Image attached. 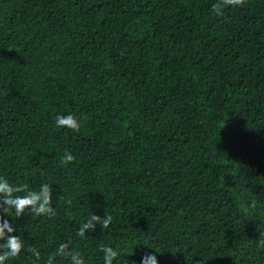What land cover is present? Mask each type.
Returning <instances> with one entry per match:
<instances>
[{
	"label": "trees",
	"instance_id": "1",
	"mask_svg": "<svg viewBox=\"0 0 264 264\" xmlns=\"http://www.w3.org/2000/svg\"><path fill=\"white\" fill-rule=\"evenodd\" d=\"M219 2L0 0V176L49 183L56 213L5 214L6 264L68 241L86 264H264V0ZM93 213L113 223L77 236Z\"/></svg>",
	"mask_w": 264,
	"mask_h": 264
},
{
	"label": "clouds",
	"instance_id": "2",
	"mask_svg": "<svg viewBox=\"0 0 264 264\" xmlns=\"http://www.w3.org/2000/svg\"><path fill=\"white\" fill-rule=\"evenodd\" d=\"M245 3L246 0H220L218 4L212 6V10L217 16H222L225 7H241ZM55 124L57 128H67L77 133L82 126L81 122L72 114H58L55 118ZM74 160L75 156L66 149L60 159V163L67 166ZM52 196L53 190L49 183L41 184L39 190H32L26 183L14 185L5 176H0V210H2V213H0V264H6L7 261L18 258L24 249L20 236L13 234L16 229L5 218V214L13 218H19L25 213L36 217L53 218L56 213L52 207ZM66 203L71 205L72 201L68 200ZM255 204L256 202L253 201L252 207H255ZM13 212L14 215H12ZM69 219H73L70 213ZM112 223L113 217L110 214H105L102 218L93 213L86 222L79 224L76 235L83 238L86 232L94 231L97 225H100L102 229H107ZM259 236L258 245L264 247V232H260ZM70 244L71 241L60 243L55 253L48 256L45 264H55L57 256L68 258L70 264H86L83 254L78 251H72ZM143 244L160 252L158 248L153 247L147 240ZM99 250L103 253V264H113L119 256L118 251L109 245H101ZM28 252L31 253V264H38L41 259L40 251L33 247L29 248ZM123 264H128V262L124 261ZM141 264H158L157 256L155 254H145Z\"/></svg>",
	"mask_w": 264,
	"mask_h": 264
}]
</instances>
